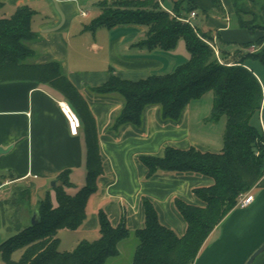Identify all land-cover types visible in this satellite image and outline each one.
Returning <instances> with one entry per match:
<instances>
[{
  "label": "trees",
  "instance_id": "obj_1",
  "mask_svg": "<svg viewBox=\"0 0 264 264\" xmlns=\"http://www.w3.org/2000/svg\"><path fill=\"white\" fill-rule=\"evenodd\" d=\"M164 1L98 2L100 12L90 22L91 30L103 25H140L146 27L145 36L134 46L171 51L183 38L189 53V59L171 72L139 80L111 74L103 84L94 87L97 93L117 94L125 101L111 127L114 130L126 124L141 127L144 111L152 105L160 107L163 118L177 121L192 99L208 91L213 92L209 119L217 122L225 115L226 127L219 152L168 146L163 157L140 158L149 177L158 171L193 172L213 178L214 183L193 189L202 202L200 205L175 199L177 210L187 222L183 235L164 225L154 203L143 198L145 225L134 232L138 242L132 264L193 263L212 231L237 207L239 196L252 191L264 176V133L258 120L263 91L246 63L254 59L264 64V0H232L238 26L252 35V39L244 42L226 41L221 32L201 29L184 20L193 11L196 17L201 15L205 19L211 15L225 17L222 0H173L169 9ZM34 14L32 8L24 5L9 17L0 16V81L31 80L60 92L82 122L87 175L86 182L74 193L67 191L73 184L71 171L58 175L54 187L57 205H53L50 193L38 202L32 213V217L37 213L36 222L18 227L14 235L1 243L3 262L105 264L119 254V244L131 232L123 221L113 225L103 209L98 212L97 239H82L72 250H60L58 232L63 228L76 229L86 217L87 202L98 190L103 160L95 117L84 95L63 73L60 62L28 60L35 54L30 44L37 37L31 27ZM251 45L260 46L259 51L244 50ZM21 245L25 247L16 260L12 254Z\"/></svg>",
  "mask_w": 264,
  "mask_h": 264
},
{
  "label": "crops",
  "instance_id": "obj_2",
  "mask_svg": "<svg viewBox=\"0 0 264 264\" xmlns=\"http://www.w3.org/2000/svg\"><path fill=\"white\" fill-rule=\"evenodd\" d=\"M92 1L0 0V16L9 17L24 5L35 11L31 27L37 37L30 43L35 54L29 62H60L63 73L84 95L96 120L103 160L98 190L89 198L86 217L80 226L74 230H59L61 242L72 236L75 247L82 239H97L100 236L98 212L103 209L113 225L123 221L131 232L119 244L116 257H121L126 242L131 240L136 249L134 232L145 225L143 198L154 203L164 225L183 235L187 222L177 210L175 199L200 205L202 202L193 189L214 183L213 178L193 172L158 171L149 177L140 158L163 157L168 146L219 152L223 148L226 119L221 117L219 122L209 119L213 92L208 91L192 99L177 121L163 118L160 107L152 105L145 109L141 127L126 124L119 130L112 129L113 119L125 101L117 94H100L93 88L103 84L111 74L139 80L152 71H171L177 62L169 55L174 49L148 50L134 46L145 36L136 38L135 28L143 32V26L103 25L91 30L89 24L100 12L90 11ZM222 3L226 16H209L204 21L205 29L221 32L226 41L252 39L247 30L238 26L232 1L222 0ZM83 11L87 14L83 15ZM92 47L97 50L96 55H90ZM185 59L186 62L188 58ZM246 63L262 86L258 120L264 130V64L254 59ZM203 96H208L206 101H202ZM63 102L66 101L60 92L47 84L31 80L0 81V147L5 150L0 154V184H4L0 197V242L14 224L13 209L17 210L15 220L18 221L14 226L17 229L30 223L31 212L47 193L51 194L53 205H57L52 181H56L60 173L71 171L73 184L67 188L70 193L86 182L82 122L78 133L72 134L61 109ZM18 189L23 190L27 199L25 205L15 209L11 198ZM250 192L254 201L246 207L234 208L221 221L193 264H245L249 255L264 243V176ZM263 262L264 254H261L253 264Z\"/></svg>",
  "mask_w": 264,
  "mask_h": 264
},
{
  "label": "rangeland",
  "instance_id": "obj_3",
  "mask_svg": "<svg viewBox=\"0 0 264 264\" xmlns=\"http://www.w3.org/2000/svg\"><path fill=\"white\" fill-rule=\"evenodd\" d=\"M232 1V0H231ZM93 3H91L90 4V8H91V10L90 11H98V10H100V8H99V6H98V2H99V0H94V1H92ZM173 3H174V1L173 0H165L164 1V5H165V8L166 9H169V8H172L173 7ZM232 4H233V2H232ZM87 10H89V9H87ZM96 14V13H95ZM93 16H96V15H93ZM236 19H237V17H236ZM190 21H191V24L192 25H195V26H198L199 28H201V29H205V26H204V21H205V18H204V16H197V17H191L190 18ZM106 29V28H105ZM135 29H137L136 30V38H141V37H143V35L145 34V30L142 32L141 31V29L139 28V27H136ZM143 29H146V27H143ZM103 31H106V30H103ZM137 40V39H136ZM259 48H260V46H255V45H251V46H249V47H247V48H244V50L247 52V51H250V52H253V53H255V52H258L259 51ZM234 51H231V53H233ZM97 54V50L95 51V48L94 47H92V49H91V51H90V55H96ZM170 56H174V58L176 59V67L178 66V65H180V64H182L183 62H185V61H183V60H186L185 58H188L189 59V53H188V50H187V48H186V44H185V40L183 39V38H180V40H179V42H178V44L176 45V47L174 48V50L172 51V52H170V54H169ZM187 56V57H186ZM187 59V60H188ZM176 67H174V69L176 68ZM174 69H172V70H174ZM171 70V71H172ZM171 71H152L149 75H152V74H165V73H168V72H171ZM206 97H208V96H203V98H202V101H206ZM223 117V119H226V117H225V115L224 116H222ZM221 119V118H220ZM220 119L217 121V122H219L220 121ZM20 191V192H19ZM23 190L22 189H18L15 193H12V198H11V200H12V203H14V208L15 209H18L19 208V206L20 205H25L26 204V199H27V197H26V195H23V192H22ZM237 207H239L240 208V206H237ZM23 210V209H22ZM13 211V213H12V216L14 217V219L12 220V223H14V224H12V228L10 229V231H6L5 233H4V240L3 241H5L7 238H9L10 236H12V235H14L17 231H16V228L14 227L15 226V224L17 223V221H18V219L17 220H15V217L17 216V210H12ZM23 211H21V213H22ZM31 214H32V212H31ZM70 237V238H69ZM69 237H66V238H64L63 239V241L61 242V244H60V250L61 251H63V250H72L73 248H75V247H73V241H72V236H69ZM135 240H136V242H138V240H137V238H135ZM2 241V242H3ZM2 242H0V245H1V243ZM264 243H262V244H260L250 255H249V257L260 247V246H262ZM24 247L25 246H19V247H17L15 250H14V252H13V254H12V257L14 258V259H19L20 257H21V255H22V252H23V250H24ZM134 252H135V247H134V243L130 240L129 242H126V244L124 245V248H123V250H122V256L121 257H112V258H110L109 260H107L106 261V263L105 264H132V262H133V257H134ZM261 254H264V252L263 253H261ZM260 254V255H261ZM118 256V255H117ZM249 257H248V259H249ZM247 259V260H248ZM247 260H246V262H247ZM246 262H245V264H246ZM0 264H5L4 262H3V258H2V250L0 249Z\"/></svg>",
  "mask_w": 264,
  "mask_h": 264
},
{
  "label": "built area",
  "instance_id": "obj_4",
  "mask_svg": "<svg viewBox=\"0 0 264 264\" xmlns=\"http://www.w3.org/2000/svg\"><path fill=\"white\" fill-rule=\"evenodd\" d=\"M87 12L83 11V15H86ZM191 17H196V12L193 11L191 12L190 16L186 19H184L186 22H190V18ZM61 109L62 112L66 115L68 123H69V127H70V131L72 134L76 135L78 133V130L81 126V121L78 117V115L72 110V108L70 107V105L66 102L61 103ZM264 133V130H263ZM4 184H0V197L2 196V188H3ZM254 201V195L251 192H247L244 194H241L239 196L238 202H237V206L240 207H246L249 204H251ZM189 264H193V263H189Z\"/></svg>",
  "mask_w": 264,
  "mask_h": 264
},
{
  "label": "water",
  "instance_id": "obj_5",
  "mask_svg": "<svg viewBox=\"0 0 264 264\" xmlns=\"http://www.w3.org/2000/svg\"><path fill=\"white\" fill-rule=\"evenodd\" d=\"M5 152V150L3 148L0 147V154ZM56 185V181L53 180L52 181V186ZM37 219V213H34L32 219H31V223L34 224L36 222ZM264 252V244L262 246H260L247 260L246 264H253L254 260L262 253Z\"/></svg>",
  "mask_w": 264,
  "mask_h": 264
}]
</instances>
